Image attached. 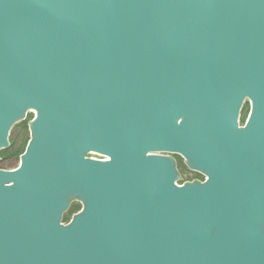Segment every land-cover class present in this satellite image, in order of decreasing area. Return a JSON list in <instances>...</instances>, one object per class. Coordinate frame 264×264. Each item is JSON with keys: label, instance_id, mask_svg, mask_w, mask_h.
Returning <instances> with one entry per match:
<instances>
[{"label": "water", "instance_id": "obj_1", "mask_svg": "<svg viewBox=\"0 0 264 264\" xmlns=\"http://www.w3.org/2000/svg\"><path fill=\"white\" fill-rule=\"evenodd\" d=\"M24 122L0 264H264V0H0Z\"/></svg>", "mask_w": 264, "mask_h": 264}, {"label": "trees", "instance_id": "obj_2", "mask_svg": "<svg viewBox=\"0 0 264 264\" xmlns=\"http://www.w3.org/2000/svg\"><path fill=\"white\" fill-rule=\"evenodd\" d=\"M246 112L247 111L243 114V121L246 119ZM15 128H18L19 132L16 137L11 138V146L8 149L1 151L2 160L0 161V167L2 168H5L6 165L19 161V156L25 150L28 142V130L26 123L24 122L18 124ZM12 135L13 134L11 133V136Z\"/></svg>", "mask_w": 264, "mask_h": 264}, {"label": "flooded vegetation", "instance_id": "obj_3", "mask_svg": "<svg viewBox=\"0 0 264 264\" xmlns=\"http://www.w3.org/2000/svg\"><path fill=\"white\" fill-rule=\"evenodd\" d=\"M250 108H251V107H250V103H249V101L247 100V101L244 103L243 107H242V110H241V116L243 117V114L245 113V111H247V112H246V117H247L248 114H249ZM31 116L33 117L34 115L31 114ZM27 130H28V128H27ZM28 139H29V132H28ZM94 156L97 157V158H101V157H103V156H101L100 154H94ZM177 159H178V165H179V157H177ZM189 173L192 174L193 176H200V174L197 173V172H189ZM81 206H82V205H81L80 203L73 202V203L71 204V207H70L69 215L71 216L72 213L75 212V211H77V210H79V209L81 208Z\"/></svg>", "mask_w": 264, "mask_h": 264}, {"label": "rangeland", "instance_id": "obj_4", "mask_svg": "<svg viewBox=\"0 0 264 264\" xmlns=\"http://www.w3.org/2000/svg\"><path fill=\"white\" fill-rule=\"evenodd\" d=\"M31 116V115H30ZM18 132H19V129L18 128H15L13 131H12V136L10 137V138H13V137H16L17 136V134H18ZM19 163H20V160L19 161H17L16 163L14 162V163H11V164H9V165H6V169H13V168H16L18 165H19ZM0 168H2V167H0ZM179 168H180V170L184 173V174H186L187 176H191L192 174H190V173H188V171H187V169H186V167H185V165L183 164V162H182V160H181V158L179 157ZM66 217H68V216H66Z\"/></svg>", "mask_w": 264, "mask_h": 264}]
</instances>
